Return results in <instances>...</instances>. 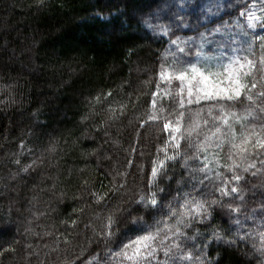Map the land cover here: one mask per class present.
<instances>
[{
	"label": "trees",
	"instance_id": "1",
	"mask_svg": "<svg viewBox=\"0 0 264 264\" xmlns=\"http://www.w3.org/2000/svg\"><path fill=\"white\" fill-rule=\"evenodd\" d=\"M253 1L230 0L232 7L225 14L214 6L223 0H203L206 16L199 34L158 19L149 21L155 31L145 26L152 37L145 40L133 32L120 33L119 23L92 15L94 8L112 0H0V88H10L14 100L7 108L0 105V264H31L36 257L30 246L71 240L74 230L88 222L83 209L92 205V211L101 210L119 195L108 191L115 170L126 166L131 173L136 161L144 159L146 175H151L149 160L141 154H151L154 163L159 136L167 137L170 129L149 131L154 121L143 113L170 103L169 94L158 92L160 72L163 67L177 71L184 59L180 49L199 53L205 42L216 39L218 45L207 50L248 54L256 62V79L249 80L247 91L257 98L248 101L242 95L240 100L253 108L260 103L262 53L261 41L255 40L262 30L251 34L245 25V11ZM190 2L184 0L185 5ZM241 29L249 37L247 49L237 39ZM5 98L0 91V100ZM50 137L57 141L50 147L59 158L53 166L47 159L33 166ZM177 167L173 179L185 174ZM87 181L99 204L92 195L73 198ZM50 188L68 193V198L51 199ZM26 221L30 223L23 227ZM26 227L36 235H29ZM136 230L128 225L121 235ZM40 259L46 262L50 256Z\"/></svg>",
	"mask_w": 264,
	"mask_h": 264
},
{
	"label": "clouds",
	"instance_id": "2",
	"mask_svg": "<svg viewBox=\"0 0 264 264\" xmlns=\"http://www.w3.org/2000/svg\"><path fill=\"white\" fill-rule=\"evenodd\" d=\"M214 6L225 14L232 7L230 0ZM202 8L203 0L187 5L184 0H112L94 8L92 15L119 23L120 33L133 32L148 40L152 37L145 26L152 27L149 21L158 19L198 32L206 16ZM179 51L184 59L177 70L186 72L188 80L169 82L167 108L143 113L147 119L156 117L149 131L170 129L167 137L159 136L154 163L151 154H141L149 160L151 175H146L144 159L136 161L131 173L126 166L115 170L108 189L119 193L113 203L101 210L92 211V205L83 209L88 222L84 229L74 230L71 240L30 246L36 257L31 264H264V97L259 96L260 103L253 108L233 92L237 77L247 88L248 78L255 80L256 74L249 75L246 58L229 57L219 47L216 55L203 60L192 48ZM259 83L264 85V80ZM0 91L6 93L0 105H12L10 88ZM243 94L248 101L257 98L249 91ZM247 116L253 119L248 121ZM165 121L172 127L166 128ZM55 143L50 137L33 166L45 159L49 166L55 164L59 153L50 147ZM177 166L185 174L173 179ZM90 188L87 181L73 198L78 194L86 200L92 195L99 204L100 197ZM49 191L53 200L68 198L66 192ZM26 223L30 221L22 226ZM128 225L137 230L121 235ZM25 231L36 235L32 228ZM161 253L166 258L158 259ZM42 255L50 259L42 262Z\"/></svg>",
	"mask_w": 264,
	"mask_h": 264
},
{
	"label": "rangeland",
	"instance_id": "3",
	"mask_svg": "<svg viewBox=\"0 0 264 264\" xmlns=\"http://www.w3.org/2000/svg\"><path fill=\"white\" fill-rule=\"evenodd\" d=\"M245 12H246L245 25L248 27V30L250 31L251 34L252 33L255 34L257 32V30L258 31L262 30V33L257 35V38H256L255 42L256 41L257 42L261 41L260 37H264V30H263L264 29V0H255V1H253V3L248 7V9ZM249 17H253V19H249ZM252 24H255L256 27H251L250 25H252ZM230 31L231 30L229 29V32ZM220 33H222V32H214L213 34L216 35V34H220ZM236 35L238 37L237 39L239 40V43L243 42L244 43V47H246V49H247L248 46H250V44H249L250 42L248 40L249 39L248 34L245 33L241 29V30H238ZM222 43H223V41L220 43V46L222 45ZM210 45L216 46V45H218V41L216 39H209L207 42H205V44L202 45L203 48H202L201 52H199L200 53V59L203 60V59H207L208 56L216 55L214 50L213 51L207 50V47H209ZM224 45H225V43L223 44V46ZM233 50H234V48H232V51ZM237 51L238 50H236L233 54L231 53V55H227L225 51H223V52L229 57H234V58H237V59L244 57V58H246V61L252 60L251 58H249L247 56L248 54H246V55L243 54V53L237 54ZM209 62H211V61H209ZM255 64H256V62H255ZM254 68H255V66L253 67L252 71L254 70ZM162 70H163L165 75L163 77L160 75L158 92L163 94V96H165L166 95L165 92L167 91V93H168V91H169L168 90L169 82L170 81L171 82H178V80L175 78L177 73H178V70L176 72H174V73L169 72L166 67H163L161 69V71ZM169 76L172 77L171 80L168 79ZM250 79L251 78L249 77L248 78L247 88H246L247 90L251 86L249 84V80ZM243 93H244V91H242L241 96L244 95Z\"/></svg>",
	"mask_w": 264,
	"mask_h": 264
},
{
	"label": "snow or ice",
	"instance_id": "4",
	"mask_svg": "<svg viewBox=\"0 0 264 264\" xmlns=\"http://www.w3.org/2000/svg\"><path fill=\"white\" fill-rule=\"evenodd\" d=\"M249 19H253V17H249ZM260 39H261L260 48H261V53H262V55H261V57H260V68H259V71H260V73H261L260 79L264 80V37H261ZM174 43H175V42H174ZM247 64H248V66H249V75H250V73L252 72L253 67L255 66V62L252 61V60H248V61H247ZM240 67L243 68L244 65L241 64ZM196 71H198V70H196ZM160 75H161L162 77L165 75L164 72H163V70L161 71ZM175 78H176L178 81H179V80H188V75H187V73L184 72V71H178V73H177V75H176ZM168 79L171 80L172 77L169 76ZM205 79H206V77H205ZM189 82H190V81H189ZM234 83H235L236 87L233 89V92H234V94H235L236 96H241L242 91H247V89L245 88L244 84L239 80L238 77L234 80ZM260 86H261V88H264V85H260ZM165 94H166V95L168 94L167 91L165 92ZM259 95H260L261 97H264V91H261V92L259 93ZM249 99H251V95L249 96ZM153 103H154V105H155V102H153ZM156 108H158V107H154V109H156ZM155 119H156L155 116L150 117V120H155ZM164 126H165L166 128H171V127H172L171 123L168 122V121H165V122H164Z\"/></svg>",
	"mask_w": 264,
	"mask_h": 264
}]
</instances>
